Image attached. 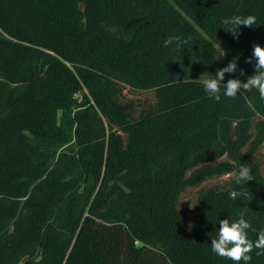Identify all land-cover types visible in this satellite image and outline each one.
Masks as SVG:
<instances>
[{
	"label": "trees",
	"instance_id": "trees-1",
	"mask_svg": "<svg viewBox=\"0 0 264 264\" xmlns=\"http://www.w3.org/2000/svg\"><path fill=\"white\" fill-rule=\"evenodd\" d=\"M237 15L256 17L238 39ZM257 43L264 0H0V264H233L210 245L238 212L264 230V100L197 79L235 59L221 83L246 82ZM240 164L254 180L207 189L186 222L182 194Z\"/></svg>",
	"mask_w": 264,
	"mask_h": 264
},
{
	"label": "clouds",
	"instance_id": "clouds-1",
	"mask_svg": "<svg viewBox=\"0 0 264 264\" xmlns=\"http://www.w3.org/2000/svg\"><path fill=\"white\" fill-rule=\"evenodd\" d=\"M224 24H230L231 28L227 31L230 32L234 38L238 39L239 29L241 26L252 28L256 23V17L253 15L248 16H234L226 19ZM179 36H171L164 41V46L167 47L173 41H180ZM225 56V55H222ZM255 58V74L248 77L246 82L240 79H228L226 84H222L226 73H236L238 71L237 61L234 59L230 61L226 67L218 69L214 78L197 79L204 87L205 92L210 98H214L216 102L221 100V86L224 89V96L235 99L238 93L242 91L247 92L252 89H257L260 98L264 100V47L258 43L253 45L252 56L246 60V63H252ZM240 75H244L243 69H239ZM201 77V76H200ZM235 165V161H232ZM230 178L237 184H245L247 181L254 180L251 175V169L240 164L238 168L229 173ZM242 193L233 190L229 193L231 199L235 200ZM245 212H238L239 219L230 220L229 218L219 221L218 235L211 240V250L216 255L227 258L233 264H249L251 260L250 253L258 250L256 254L264 255V230L258 233V238L253 242L248 238V231L251 229L255 231L253 226L246 220Z\"/></svg>",
	"mask_w": 264,
	"mask_h": 264
},
{
	"label": "rangeland",
	"instance_id": "rangeland-1",
	"mask_svg": "<svg viewBox=\"0 0 264 264\" xmlns=\"http://www.w3.org/2000/svg\"><path fill=\"white\" fill-rule=\"evenodd\" d=\"M218 46V45H217ZM126 100H134L139 105L138 109L141 110V106L145 107L149 102H153L154 97L152 92H139L130 90L127 88L124 92ZM256 160L261 164L262 173L264 175V149L263 147L258 151ZM229 175L222 177H214L206 179L201 182L197 187L188 188L181 196L178 204V208L182 213L186 222H189L194 214V209L198 204L200 195L211 187H226Z\"/></svg>",
	"mask_w": 264,
	"mask_h": 264
}]
</instances>
